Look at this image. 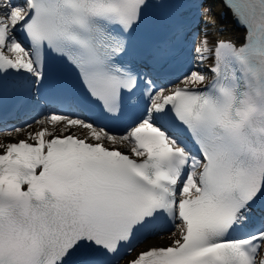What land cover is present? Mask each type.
Returning a JSON list of instances; mask_svg holds the SVG:
<instances>
[{"label": "snow or ice", "instance_id": "1", "mask_svg": "<svg viewBox=\"0 0 264 264\" xmlns=\"http://www.w3.org/2000/svg\"><path fill=\"white\" fill-rule=\"evenodd\" d=\"M224 5L188 47L179 0H0V264H264V0Z\"/></svg>", "mask_w": 264, "mask_h": 264}, {"label": "bare ground", "instance_id": "2", "mask_svg": "<svg viewBox=\"0 0 264 264\" xmlns=\"http://www.w3.org/2000/svg\"><path fill=\"white\" fill-rule=\"evenodd\" d=\"M220 9H221V6H219V5L215 6V10H216L215 12L217 13L216 17H213L215 19V22H216L215 26L210 25V24H206L203 21L200 25L198 33H200L202 35L204 33V31L207 30L209 40H210V42H213V43H214L215 39L227 37V36H230L233 40H239L241 33L238 32L237 30H233V29L227 27V26H229L227 24V22L229 21L228 17L226 20H223V21L218 19V12ZM210 13L214 14V11H210ZM210 13H209V15H210ZM220 26H224L222 30H220V28H219ZM21 123H19V125ZM4 140L9 141V142L11 141L10 139H6V138H4ZM157 236H159V235H155L154 238H156ZM154 244H155V241H149L147 243V245H154Z\"/></svg>", "mask_w": 264, "mask_h": 264}, {"label": "rangeland", "instance_id": "3", "mask_svg": "<svg viewBox=\"0 0 264 264\" xmlns=\"http://www.w3.org/2000/svg\"><path fill=\"white\" fill-rule=\"evenodd\" d=\"M216 4H218V2L215 0V1H213V2H211V1H209V0H206V2H205V8L206 9H208L209 11H208V14L210 13V11H214V13H215V6H216ZM211 14V13H210ZM201 25V24H200ZM200 25H199V27H198V30H199V28H200ZM19 124H16V126H18Z\"/></svg>", "mask_w": 264, "mask_h": 264}, {"label": "trees", "instance_id": "4", "mask_svg": "<svg viewBox=\"0 0 264 264\" xmlns=\"http://www.w3.org/2000/svg\"><path fill=\"white\" fill-rule=\"evenodd\" d=\"M0 138H6V139H8L7 137H0ZM168 238V236H161L160 238H159V240H163V239H167Z\"/></svg>", "mask_w": 264, "mask_h": 264}]
</instances>
